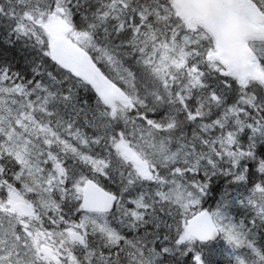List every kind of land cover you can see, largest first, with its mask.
Masks as SVG:
<instances>
[{"label":"snow or ice","instance_id":"6c2138e0","mask_svg":"<svg viewBox=\"0 0 264 264\" xmlns=\"http://www.w3.org/2000/svg\"><path fill=\"white\" fill-rule=\"evenodd\" d=\"M0 264H264V0H0Z\"/></svg>","mask_w":264,"mask_h":264}]
</instances>
